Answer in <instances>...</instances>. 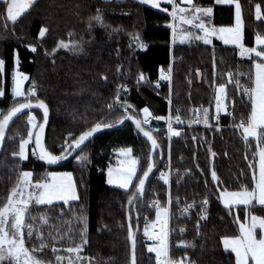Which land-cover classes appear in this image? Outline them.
<instances>
[{
  "label": "trees",
  "instance_id": "16d2710c",
  "mask_svg": "<svg viewBox=\"0 0 264 264\" xmlns=\"http://www.w3.org/2000/svg\"><path fill=\"white\" fill-rule=\"evenodd\" d=\"M236 1L243 16L244 45L254 48L255 37L264 36V0ZM215 2L195 0L202 6ZM257 7L262 15L260 20L256 19ZM219 10L215 7L214 24H219V19H230L232 23L231 11L220 15ZM6 13V5L0 2V59L5 61L0 72V89L4 91L0 107L5 115L14 106L11 76L18 53L19 70L30 78L26 95L35 85L36 96L29 98L33 102L37 98L42 100L50 109L47 146L55 155L62 153L66 142L71 143L96 123L118 121L124 115L121 104L131 105L128 114L141 121L144 108L157 115L164 114L168 86L159 88L153 83H141L140 75L149 76L154 82L160 71L172 66L171 93L181 117L190 124L197 110L202 117L207 110L209 122L185 128L172 141L169 190L164 182L156 179L166 162L168 145L166 139L155 135L163 150V163L159 166L161 158L157 154L155 166H159V171L150 180L145 198L137 202L136 209L134 205L130 208L134 228L136 217L139 218L138 264H157L155 256L148 251L144 234L145 228L156 220L158 208L154 203L157 201L160 208L170 205L173 260L184 264H235V255L225 251L223 238L238 237L239 224L246 222L249 212L264 218V207L226 208L221 199L222 192L255 187L253 174L257 172L260 148L256 139H244L238 125L242 121L247 123L250 117L251 101L242 91L253 87L255 63L259 59H240L236 48L223 46L219 41L211 46L174 43L169 27L171 18L134 0H37L15 23H7ZM98 14L102 23L91 19ZM44 28L47 32L41 38L39 34ZM60 41L82 44L83 49L59 48ZM125 85L132 86L127 95L123 91ZM219 87L225 89L227 112L219 114V120L214 121ZM31 113L43 122L39 112L26 113L8 131L0 157V208L7 203L23 170H33L34 182L47 178L53 169L72 171L79 200L70 202L69 207L63 203L32 207L25 223L32 224L36 231L28 237L25 229V246L30 251L37 249L33 254L44 264H58L56 256H66L67 248L79 246L81 236H86L87 243L82 248L84 262L88 259L89 264H130L127 204L138 179L149 166V144L127 124L118 131L97 136L61 168L48 165L38 157L33 159L31 154L23 161L13 154L19 151L21 139L27 138ZM121 149H131L138 160L137 175L128 191L107 183L106 172L114 153ZM82 154L88 156V162L80 166L76 160ZM212 171L217 180L212 179ZM178 200L180 204L195 207L196 213L190 222L180 217ZM204 200L210 205L206 215L202 210ZM42 217L47 218V224ZM79 217L87 219L83 221ZM38 232L43 233L47 245L42 250ZM186 256L189 258L185 259Z\"/></svg>",
  "mask_w": 264,
  "mask_h": 264
},
{
  "label": "snow or ice",
  "instance_id": "6c2138e0",
  "mask_svg": "<svg viewBox=\"0 0 264 264\" xmlns=\"http://www.w3.org/2000/svg\"><path fill=\"white\" fill-rule=\"evenodd\" d=\"M6 5L7 19L15 23L21 14L30 7L31 3H34V0H26L25 3H19L18 0H2ZM140 3L151 4L154 8H160L161 3H166L172 6V11L169 15L172 17L173 22L177 19L183 24H192L194 20L200 19L198 15H193L190 19L186 18L184 13L188 9L180 7L177 5L176 0H139ZM188 5L192 4V0H184ZM232 0H216V3H231ZM194 7V6H193ZM236 26L235 27H221V28H207L205 27L204 22H201L195 27H198L202 30L203 36L196 37L197 39L203 40L205 44L212 43V37L218 36L224 44H233L236 45L240 50L241 57L251 58V54L255 53L256 57L261 58L259 62L255 63V81L254 87L250 89H245L248 93L251 100V112L247 124L243 121L238 125L243 129L244 139L247 140L249 137L256 139L257 144L260 148L259 151V175L258 178L254 172L253 179L255 180V187L252 190H249L247 187L243 191L238 192H224L222 193L223 202L226 208H231L233 205H245L252 206L254 202H258L259 205L264 206V49L257 51L256 48H248L243 44V33L242 25L240 22V5L236 4ZM162 11L167 12V8H162ZM257 17L259 18L260 9L257 7ZM99 12V10H98ZM195 13L203 12L207 16H211L212 9H200L194 7ZM91 19L102 23V17L98 14ZM169 27L173 28L175 32V23L170 24ZM47 29L44 28L40 32V37H43ZM137 42L139 43L138 37H136ZM188 39L187 36H182L181 42ZM257 45H264V37L259 35L255 38ZM143 47V44H140ZM31 47V46H30ZM77 46L72 45L70 50H75ZM59 48L69 49V44L64 41L59 42ZM32 52H36L35 47H31ZM16 64H19V55H16ZM5 61L0 59V72L4 70ZM231 76V74H229ZM162 80H169L170 75L161 74L160 77ZM28 79L23 73L15 72L13 75V88L12 93L14 98L23 97L25 100L23 102L14 100V106L0 118V145H2L8 125L10 121L18 113L23 112L25 109H32L33 107L43 110V123L38 125L36 117L34 115H29L28 124L31 125L30 131L27 133V138L21 139L19 144V151L13 155L19 156L20 160L28 159L27 146L31 143H35L36 148L33 149V153L37 155L38 159L45 161L48 165H57L63 160L68 159L73 151L80 149L82 145L85 144L90 138H92L97 132H100L104 128H112L116 124H123L125 119L132 120L135 123L136 128L143 133L149 141H151L152 149L158 147L156 140L153 138L150 131H146L142 124L149 123V117L151 113L148 108H144L142 111L145 113L143 121L140 119H134L132 115L128 114V109L131 108V105L126 107L121 104L124 108V115L113 123L98 122L93 127L84 131L78 138L74 139L71 143H67L65 146H62V153L60 155H55L52 152L48 151L43 143V134H44V125L48 123L49 109L48 106L38 98L36 102L29 97H35V85L26 96L24 91V82ZM106 79V77H105ZM140 79L143 80V74L140 75ZM220 96L217 97L216 102V120H219V113L224 108V87L219 89ZM4 91L0 89V97H3ZM116 100L119 101V94H117ZM170 103V101H169ZM112 105H109L111 108ZM158 120H164L165 117H155ZM168 131L172 136H179L180 133L175 131L172 127L171 120L172 117L168 118ZM175 120L178 123H182L180 116H175ZM202 122L208 124V111L205 110L202 117ZM34 132L35 137H34ZM36 149H39V152H36ZM121 152L125 155L131 153V149H121ZM78 163L84 164L88 162V156L86 154L79 155L77 157ZM138 161L136 159H131L130 163L123 164V166L117 169L108 170V184H116L120 188L128 189L132 185L133 179L136 177ZM153 165H149L145 171L142 173V177L138 179V185L136 187V192L132 194L129 204L131 205L136 199L137 195L142 196L144 193L145 183L148 180L149 174L152 172ZM115 173V175H114ZM212 179L217 180L218 177L215 171L211 173ZM33 173L31 171H23L21 173V179L19 180L17 186L12 189L11 195L8 198L7 203L0 208V262L9 259L13 264H43L42 260L33 255L37 249H32L25 246V229H27V236L32 237L36 229L32 224L25 223V214L29 208V205L34 201L37 205H52L57 201H62L65 204H68L70 201L78 200L79 196L77 194L75 184L72 180L71 173H60V172H50L48 174L49 178H45L39 182L32 181ZM165 184L169 183V178L165 174H161L160 177ZM32 189L33 191H28ZM171 200H169V204ZM204 204H207V200L203 201ZM156 207L158 208L156 214V220L160 222L161 230L158 236L154 237L153 234L149 231V228L146 227L144 234L150 239H155L156 243L154 246L149 247L148 251L155 253V258L157 264H184L181 260H173L169 256V241L168 233L166 231L168 224V209L159 207V202H156ZM188 207H192L189 205ZM206 218V217H205ZM32 219H36L33 217ZM44 224H47V218H41ZM78 219L86 221V217H79ZM239 220V217H237ZM248 222L239 224V236L236 238H223V246L225 251H231L235 254V264H249V261H253L254 264H264V218L252 215L251 212L248 213ZM11 220V224H9ZM152 229L156 227L155 224L150 226ZM257 229H259V237ZM86 227L84 232H86ZM129 231L131 234V216H129ZM37 238L40 241V249L42 250L46 247V242L43 239V233L38 232ZM81 244L77 247L67 248L69 253H79L83 245L87 243L86 236H81ZM185 246H189L185 244ZM53 252H57L56 248L52 249ZM64 258L60 255L56 256V260L59 264ZM77 259H80L77 256ZM132 264H136L135 258V239L133 238V255H132Z\"/></svg>",
  "mask_w": 264,
  "mask_h": 264
},
{
  "label": "rangeland",
  "instance_id": "374dc122",
  "mask_svg": "<svg viewBox=\"0 0 264 264\" xmlns=\"http://www.w3.org/2000/svg\"><path fill=\"white\" fill-rule=\"evenodd\" d=\"M37 0H34V3L36 2ZM18 2L19 3H24L25 2V0H18ZM34 3H31V5H30V7H28L22 14H21V16L19 17V18H21L31 7H32V5L34 4ZM260 16H261V14H259ZM18 18V19H19ZM6 19H7V13H6ZM17 19V20H18ZM16 22V21H15ZM7 23H13L12 21H10V20H8L7 19ZM179 33H180V28H178V24H176L175 25V32L173 31V28H172V34H173V36L175 37V38H178L179 37ZM189 37V39L187 40V41H185V42H187V43H192V41H193V38H195V37H192L191 35L190 36H188ZM261 37H264V36H261ZM42 38V37H41ZM193 42H195V41H193ZM66 43H68L69 44V49H67V50H70L71 49V47H72V45L73 44H75L77 47L76 48H80V50H82L83 49V45L82 44H77V43H75V42H66ZM261 47H264V45H257L256 44V50L257 51H260L259 49L261 48ZM75 48V49H76ZM62 49H64V48H62ZM254 55H255V53H254ZM259 59V61L261 60V58H258ZM16 60V59H15ZM259 61H257V62H259ZM15 72H19V73H22L20 70H19V64L17 65L16 64V68H15V70L13 71V73H12V76H11V95H12V100H19V99H22L23 97H16V98H14V96H13V93H12V88H13V75H14V73ZM25 75V74H24ZM27 76V75H26ZM28 77V76H27ZM254 81H255V69H254ZM254 81H253V87L255 86L254 85ZM30 83V78L28 77V79L24 82V91L26 90V86L28 85ZM130 87H132V86H130ZM252 87V88H253ZM130 89L131 88H128V86L127 85H125L124 86V88H123V91H124V93L127 95L128 94V92L130 91ZM219 89H220V87L219 88H217L216 89V102H217V97L218 96H220L221 94H220V92H219ZM245 89H250V88H245ZM244 89V90H245ZM243 90V89H242ZM243 90V91H244ZM243 91H242V93H243ZM243 95V94H242ZM27 96V95H26ZM244 96V95H243ZM245 97V96H244ZM4 98V95H3V97H0V99H3ZM246 99H249L250 100V97H245ZM251 101V100H250ZM223 104H224V108H222V110L220 111V115L221 114H226V112H227V105H226V93L224 92V100H223ZM1 108V107H0ZM149 112L151 113V111L149 110ZM30 115H34L35 117H36V120H37V122H38V125L41 123L40 122V117L37 115V114H35V113H31ZM151 115H152V113H151ZM142 116H143V118L145 117V113L142 111ZM29 127H30V130H32L31 129V125L29 124ZM238 129L239 130H242V132H243V129L242 128H240L239 126H238ZM29 130V131H30ZM183 131H180L179 133H180V135H181V133H182ZM34 136H35V132H34ZM177 137H179V136H175V138L174 139H176ZM249 139H255V138H253V137H249L248 138V140ZM174 141V140H173ZM124 150H127V149H124ZM27 151H28V159H29V156H30V154H31V156H32V158L33 159H36L37 158V155L36 154H34L33 153V143H31V144H29L28 146H27ZM260 151V150H259ZM34 155H36V156H34ZM82 155H84V154H82ZM27 159V160H28ZM131 159H136L137 160V158L134 156V153L132 152V150H131V153L129 154V155H125V154H123L122 152H121V150H118V151H116L115 153H114V159H113V162H112V165L109 167V169H117V168H119V167H121V166H123V164H128V163H130V160ZM27 160H23V161H27ZM138 161V160H137ZM76 162L78 163V161L76 160ZM80 166L81 165H84V164H81V163H78ZM138 167V163H137V165H136V168ZM108 169V170H109ZM108 170H107V172H106V174L108 173ZM23 171H31L32 173H33V170H23ZM22 171V172H23ZM53 171H55V172H60V173H71L72 174V180H73V182H74V184H75V188H76V191H77V194H78V196H79V193H78V189H77V183H76V180H75V177H74V174L72 173V171H69V170H58V169H53V170H51V171H49L48 172V174L50 173V172H53ZM114 175H115V173H114ZM136 175H137V172H136ZM258 175H259V152H258V163H257V172H256V177L258 178ZM47 178H49L48 177V175H47ZM136 178V177H135ZM135 178L133 179V181H132V184H133V182H134V180H135ZM107 179H108V175H107ZM32 181H33V176H32ZM34 182V181H33ZM163 182V181H162ZM35 183V182H34ZM110 187H113V188H117V189H121V190H124V191H128V190H130V188L132 187V185L128 188V189H123V188H120L119 186H117L116 184H108ZM28 191H33L32 189H28ZM222 193H224V192H222ZM222 193H221V199H222V201H223V197H222ZM79 200V199H78ZM78 200H73V201H70V202H76V201H78ZM69 202V203H70ZM61 204V203H63L62 201H57V202H55L54 204ZM69 203L68 204H65V203H63V204H65V206L66 207H69ZM223 204H224V202H223ZM53 205V204H52ZM253 205H257V206H261V205H259L258 204V202H254L253 203ZM35 206H41V205H37L34 201L29 205V208H28V210H27V212H26V214H25V219H26V215H27V213H28V211L32 208V207H35ZM245 205H239V206H236V205H233L232 206V208H236V207H244ZM245 207H247V206H245ZM261 207H264V206H261ZM161 209H163V208H161ZM158 211V210H157ZM252 215H254V214H252ZM255 216H257V215H255ZM260 217V216H259ZM248 222V219L246 220V222L245 223H247ZM9 224H11V220H9ZM152 224H155L156 225V227L154 228V229H158V233L157 234H153V232H151V230H153L150 226L152 225ZM148 228H149V231L153 234V236L154 237H156V236H158L159 235V233H160V230H161V226H160V222H158L157 220L154 222V223H150L148 226H147ZM257 233H258V238H260L259 237V229H257ZM146 238H147V241H148V243H149V247H152V246H154V244L156 243V240L155 239H150L148 236H146ZM64 251H65V249H64ZM227 252H231V251H227ZM232 253V252H231ZM151 254H153L154 256H155V253H153V252H151ZM234 254V253H233ZM34 255V254H33ZM235 255V254H234ZM60 256H62L64 259L62 260V261H60L59 262V264H89V261H88V259H85V262H84V259H83V257H84V255H83V249L77 254V253H69V252H67V255L65 256V254L64 255H60ZM77 256H79L80 257V259H77ZM0 264H13V262H11L9 259H5V261H3V262H0ZM44 264V263H43ZM249 264H254V262L253 261H249Z\"/></svg>",
  "mask_w": 264,
  "mask_h": 264
},
{
  "label": "built area",
  "instance_id": "2783aa9c",
  "mask_svg": "<svg viewBox=\"0 0 264 264\" xmlns=\"http://www.w3.org/2000/svg\"><path fill=\"white\" fill-rule=\"evenodd\" d=\"M172 11V9H171ZM171 18V21L172 20V17L169 16ZM164 74V75H170V79L169 80H162L160 77H161V74ZM162 73H160V76L159 78L156 80V81H151V79L149 78V76H144V79L141 80L140 82L141 83H153V85H155L156 87H163L165 85L168 86L170 92L166 98V103H167V109H166V112L164 114H154L153 112L152 115L149 117V123L148 124H144V126L148 129H150L149 131L155 136V135H158V136H162L164 139H166V142H167V145H168V155H167V158H166V162L165 164L163 165L162 169L159 171L158 175L156 176V179L159 180V181H163L160 177H161V174H165L168 176L169 178V183L166 184L168 186V190H169V187H170V184H171V181H172V173H171V158H170V151H171V144H172V141L174 140L175 136H172L169 131H168V117L171 116L172 117V120H171V124H172V127L175 131H184L185 128H188V127H199L201 126L202 124V114L200 111H196V115L193 119V121L190 123V124H187L184 119L181 117L180 115V110L179 108L175 107L174 104H173V100L175 99V97L172 95L171 93V83H172V66L170 65L169 69L168 70H165L163 71ZM128 88H131L130 86H128ZM245 97H249L248 93L244 90L243 93H242ZM170 101V103H169ZM5 111L4 109L0 108V117H2L4 115ZM179 115L180 116V119L182 121V123H178L176 120H175V116ZM165 117L164 120H158V119H155V117ZM214 121H216V118H214ZM247 124V123H245ZM36 156V155H34ZM164 182V181H163ZM183 182V180L180 181V184ZM170 200V199H169ZM208 202V201H207ZM177 203L179 204V207H178V213L180 215L181 218L187 220V221H191L192 218H193V215L196 213V209L195 207L192 205V207H188L189 205L191 204H180L181 201L178 200ZM154 205L156 206V203H154ZM168 209V224H167V228H166V231L168 233V241H169V256H170V250H171V242H172V235H174V233H172L171 231V228H170V205H168L167 207ZM202 210H203V213L206 215L209 213L210 211V205L209 203L207 204H203L202 205ZM181 231L183 232L184 231V228H181ZM151 232H153V234H157L159 231L158 229H153L151 230ZM189 257L186 256L185 259H188Z\"/></svg>",
  "mask_w": 264,
  "mask_h": 264
},
{
  "label": "crops",
  "instance_id": "0c3cea01",
  "mask_svg": "<svg viewBox=\"0 0 264 264\" xmlns=\"http://www.w3.org/2000/svg\"><path fill=\"white\" fill-rule=\"evenodd\" d=\"M104 1H110V0H104ZM134 1L140 3L139 0H134ZM0 2H2V0H0ZM25 2H26V0H25ZM176 3H177L178 6L184 7L186 9H188V11L184 13V15H185L186 18H189L190 19L195 14V15H198L200 17V19L194 20L192 24H183V23H181L179 21V19H177L175 22L171 21V24H173V23H175V25L178 24V28H180V33H179V37L178 38H175L173 36V34H172V39H173V42L174 43L187 44V42H185V41H187L189 39L188 36L191 35L192 37H195V38H193V41H195V42L192 41V43H202V44H204L206 46H211V45L214 44L215 41H219V42H221L223 44V46L236 48L238 50V56H239L240 59L250 60V59H253V58H259V57H256L254 55V53L251 54V58H249L247 56L241 57L240 54H239L240 53V50H239V48L236 45H233V44H224V42L222 40H220L218 38V36H213L212 37V43L211 44H205L203 42V40L196 38V37H199V36H203L202 30L199 29L198 27H195V25L199 24L201 22V20L204 22L205 27H207L209 29H211L213 27H215L217 29L218 28H221V27H235L236 26V7L235 6H236L237 3L239 4L238 1L232 0L231 3H222V4H218V3L215 2L214 5H208V6H202L200 4H196L195 3V0H192V4L191 5L186 4L184 2V0H176ZM140 4L143 5V6H146L148 8H151V9H153L155 11H158V12H160L162 14L168 15V16H170L169 13L171 12V9H172V6L171 5L166 4V3H163V2L161 3V7L160 8H154V7L151 6V4H144V3H140ZM193 6L195 8H200V9H208V8H211L212 9V14H211V16H207L203 12L195 13ZM215 7H219L220 10L218 11V13H220V15L226 14L227 10H230L231 11L232 23L230 22V19H227L225 21L219 19V21H218L219 24H216L215 25L214 24ZM162 8H167L168 11L167 12L162 11L161 10ZM260 14H261V11H260ZM261 18H262V15L261 16L259 15V18L257 17V11H256V19L257 20H260ZM240 22H241V25H242V33L244 34V23H243V16H242L241 7H240ZM171 29H172V27H171ZM182 36H187L188 39H186L183 42H181ZM259 36H261V35H259ZM242 42L244 44V38H243V41ZM255 47H256V40H255ZM262 48H264V47H261L259 50H261ZM163 71L164 70L160 71V73H162Z\"/></svg>",
  "mask_w": 264,
  "mask_h": 264
},
{
  "label": "water",
  "instance_id": "95a60500",
  "mask_svg": "<svg viewBox=\"0 0 264 264\" xmlns=\"http://www.w3.org/2000/svg\"><path fill=\"white\" fill-rule=\"evenodd\" d=\"M35 103V102H33ZM49 109V108H48ZM30 112H39L42 117H43V110L42 109H39V108H36V107H33L32 109H25L23 112L21 113H18L15 117H13V119L10 121L9 125H8V129L6 131V134H5V138H4V141L2 143V145H0V157L2 155V152H3V149H4V146H5V142H6V139H7V135H8V131L12 125V123L20 116L26 114V113H30ZM134 117V116H133ZM134 119H138L136 117H134ZM43 123V122H42ZM41 123V124H42ZM50 123H51V112H50V109H49V116H48V123L46 125H44V134H43V143H44V146L45 148L49 151L48 149V146H47V138H48V133H49V129H50ZM127 124H130L134 127L136 133L142 138L144 139L150 146V157H149V165H153V168H152V172L149 174V177H148V180L146 181L145 183V188H144V193L142 196L140 195H137L136 199L133 201V203L130 205L129 202L127 204V223H128V238H129V244H130V257H131V260H130V264H132V255H133V238L135 239V258H136V264H138V259H137V247H138V243H137V240H138V236H139V233H140V227H139V218L138 216L136 217L137 219V226L136 228L133 227L132 223H131V234H130V231H129V216L130 215V208L132 205H134L135 209H136V206H137V202L140 201V200H143L145 198V194H146V191H147V188H148V184L150 182V180L152 179V177L159 171V166L162 165L163 163V150L159 144V142L157 141L156 137L152 134L153 138L156 140L157 144H158V147L155 149V151H153L152 149V144H151V141H149L147 139V137H145L143 135L142 132H140L136 126H135V123L132 121V120H127L125 119L124 123L123 124H117L116 126L112 127V128H104L102 129L100 132H97L92 138H90L88 141L85 142L84 145L81 146L80 149H76L75 151H73L71 153V155L68 157V159L66 160H63L61 161L60 163H58L57 165H52L56 168H61L65 165H67L75 156H77L85 147L86 145L91 142L92 140H94L97 136L101 135V134H104V133H109V132H115V131H118L120 129H122L123 127H125ZM142 127H144V129L146 131H149L143 124H142ZM36 134V133H35ZM35 137V136H34ZM35 145V143H34ZM36 148V146H35ZM36 152L38 153L39 152V149H36ZM157 154H160V164L159 166H155V158L157 156ZM135 192H136V189H135ZM134 192V193H135Z\"/></svg>",
  "mask_w": 264,
  "mask_h": 264
}]
</instances>
